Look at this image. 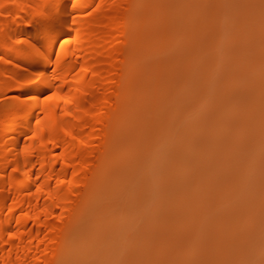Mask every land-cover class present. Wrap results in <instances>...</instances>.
Wrapping results in <instances>:
<instances>
[{"label": "bare ground", "instance_id": "bare-ground-1", "mask_svg": "<svg viewBox=\"0 0 264 264\" xmlns=\"http://www.w3.org/2000/svg\"><path fill=\"white\" fill-rule=\"evenodd\" d=\"M262 52L264 0H0V264H264V183L215 199L241 228L207 206L252 154L206 137L264 100Z\"/></svg>", "mask_w": 264, "mask_h": 264}, {"label": "rangeland", "instance_id": "rangeland-1", "mask_svg": "<svg viewBox=\"0 0 264 264\" xmlns=\"http://www.w3.org/2000/svg\"><path fill=\"white\" fill-rule=\"evenodd\" d=\"M192 10L193 8L191 11ZM194 27L195 25L192 26L191 24V36L194 33ZM261 55L264 56V52H262ZM170 66V63L167 62L160 69V72L166 76L165 80L170 78ZM150 69L152 70L153 74V72H155L153 67H150ZM247 93H250V91H247ZM254 95L255 93H252L250 101L247 103L249 107H247V110L243 112L244 115H251L248 121H245L240 116H234V118L227 121L228 126L226 124V130L223 134L210 137L206 136L208 138L207 140L213 142L211 145H214L212 149L207 152L210 153V156L221 158V160H224L227 163H233L238 171L242 167L243 161H248V158H250L249 153L252 154V160H254L256 163L253 175L255 176L254 179L249 178L250 180L245 181L244 177H227L226 175L222 174L219 175L216 180H214L212 187L208 189V193L211 192L212 194L210 195L211 198L207 203V206H209L213 212L217 213L216 217L221 220H228V218L231 216L234 217L236 223L240 226L239 228L243 226L240 225V220H242V218L245 216H248V213L245 215L244 212L238 207H231L233 210L230 211L228 215L223 214L225 212L224 207L215 205V199L219 196L223 197L225 194L234 193L236 191L242 193L243 197L256 196V198H259V195H256V192L263 190L262 183H264V177L262 176H264V146H261V142L264 139V100L257 94L253 98ZM246 100H249V96L246 97ZM211 104L213 107H219L224 105L225 102L223 99L218 98ZM151 139H153V136ZM207 140L205 138L203 139L200 135H194L191 137V141L197 144V149H203L205 147L204 143ZM152 142L153 141H149L151 147L154 143ZM159 143L155 144L157 148H159L161 145ZM236 143H238V145H236ZM245 156L247 157L245 158ZM194 169H191V187H204L210 183L209 178H207L199 170ZM210 196L208 195V197ZM257 201V206H260L261 208L264 207V198L258 199ZM212 230V224L207 226L205 225V231L201 243H199L198 247L196 246L197 248L194 249V258H199L205 254L209 258L213 257L211 244L213 243L216 236L214 235L215 232ZM179 241L181 242L175 243V255L177 257H183L182 248L184 242L182 241V236L179 237Z\"/></svg>", "mask_w": 264, "mask_h": 264}]
</instances>
